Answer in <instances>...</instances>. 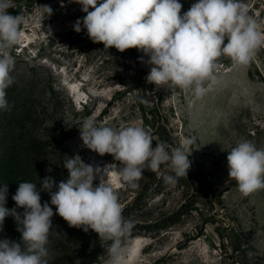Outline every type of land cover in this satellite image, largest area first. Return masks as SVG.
Returning <instances> with one entry per match:
<instances>
[{"label": "rangeland", "instance_id": "obj_1", "mask_svg": "<svg viewBox=\"0 0 264 264\" xmlns=\"http://www.w3.org/2000/svg\"><path fill=\"white\" fill-rule=\"evenodd\" d=\"M11 2L7 11L22 17V42L10 50V110H0L5 207H16L12 196L21 182L36 183L38 191L45 177L58 185L68 176L65 161L78 155L94 167L113 165L107 180L123 217L134 225L125 241L131 249L127 264H264V190L243 196L227 163L229 151L243 140L264 148V48L246 67L219 58L217 83L197 99L191 90L148 83L153 65L144 52L106 49L86 30L77 33L73 26L86 13L74 0ZM195 2L180 0L181 15ZM243 2L264 29V0ZM87 117L97 126H141L154 145L163 142L170 152L191 140L187 176L166 184L163 177L174 173L161 165L155 173L145 170L139 187L132 188L118 174L119 161L83 145L79 128ZM40 195L54 212L49 264H106L111 241L70 227L55 214L49 193ZM0 239L20 242L12 216L0 226Z\"/></svg>", "mask_w": 264, "mask_h": 264}, {"label": "clouds", "instance_id": "obj_2", "mask_svg": "<svg viewBox=\"0 0 264 264\" xmlns=\"http://www.w3.org/2000/svg\"><path fill=\"white\" fill-rule=\"evenodd\" d=\"M74 2L86 13L73 26L77 33L86 30L93 43H102L106 49L144 52L153 65L148 83L191 90L197 99L217 83L219 58L226 56L235 67H246L264 48V29L243 0H196L182 15L180 0ZM12 7L11 0H0V110L5 111L10 110L6 89L14 83L15 58L10 50L22 42V17L7 11ZM79 129L85 147L100 156L110 154L121 163L118 174L132 188L139 187L145 170L155 173L167 165L174 175H165L164 182L174 185L191 168V140L170 152L163 142L154 145L141 126L115 129L97 126L93 117H87ZM227 163L228 175L243 196L264 190V148L243 140L229 151ZM112 166L101 169L85 164L78 155L69 157L64 163L68 176L58 185L52 177L40 182L39 191L36 183H19L12 209L5 207L7 185L0 189V226L12 216L21 234L20 242L0 239V264H49L46 246L54 212L48 202L41 203L40 191L49 193L55 214L70 227L86 233L92 230L100 239L111 241L106 264H127L131 249L125 241L134 225L123 217L118 195L107 180ZM97 178L99 182L94 183ZM247 256L252 258L254 253L249 251Z\"/></svg>", "mask_w": 264, "mask_h": 264}, {"label": "trees", "instance_id": "obj_3", "mask_svg": "<svg viewBox=\"0 0 264 264\" xmlns=\"http://www.w3.org/2000/svg\"><path fill=\"white\" fill-rule=\"evenodd\" d=\"M209 190V189H208Z\"/></svg>", "mask_w": 264, "mask_h": 264}]
</instances>
